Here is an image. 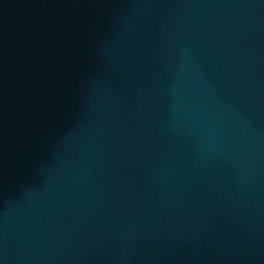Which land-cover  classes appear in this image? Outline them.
<instances>
[{"label": "water", "instance_id": "obj_1", "mask_svg": "<svg viewBox=\"0 0 264 264\" xmlns=\"http://www.w3.org/2000/svg\"><path fill=\"white\" fill-rule=\"evenodd\" d=\"M0 264H264V0H0Z\"/></svg>", "mask_w": 264, "mask_h": 264}]
</instances>
